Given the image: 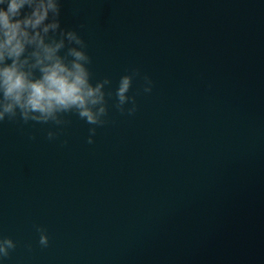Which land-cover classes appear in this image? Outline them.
<instances>
[{
  "label": "water",
  "instance_id": "water-1",
  "mask_svg": "<svg viewBox=\"0 0 264 264\" xmlns=\"http://www.w3.org/2000/svg\"><path fill=\"white\" fill-rule=\"evenodd\" d=\"M60 20L106 115L0 122L6 264H264V0H61Z\"/></svg>",
  "mask_w": 264,
  "mask_h": 264
},
{
  "label": "clouds",
  "instance_id": "clouds-1",
  "mask_svg": "<svg viewBox=\"0 0 264 264\" xmlns=\"http://www.w3.org/2000/svg\"><path fill=\"white\" fill-rule=\"evenodd\" d=\"M60 8L61 0H0V122L18 116L25 123L61 125L57 114L75 111L88 124L104 123L103 87L109 81L90 82L85 43L77 31L61 27ZM65 42L69 47L60 55ZM143 79V92L149 93L152 82ZM131 82L132 76L122 75L115 89V108L125 111L127 101L129 115L136 109L135 97L126 95ZM94 133L89 128L88 143ZM55 136L47 132L48 139ZM35 230L39 245L47 247L46 230L39 225ZM15 247L12 238L0 234V264H6Z\"/></svg>",
  "mask_w": 264,
  "mask_h": 264
}]
</instances>
